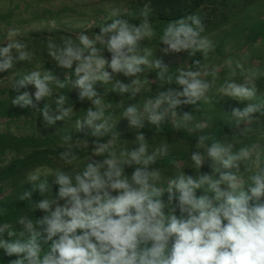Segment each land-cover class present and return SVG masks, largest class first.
<instances>
[{"label":"clouds","instance_id":"clouds-1","mask_svg":"<svg viewBox=\"0 0 264 264\" xmlns=\"http://www.w3.org/2000/svg\"><path fill=\"white\" fill-rule=\"evenodd\" d=\"M116 16L118 11L112 9L105 18ZM204 31L200 16L193 13L168 23L159 40L167 46L165 52L191 50L190 55L196 51L206 55L213 44L202 35ZM17 34L10 30L6 36L9 43L0 44V73L13 69L16 61L31 60L27 44L14 39ZM156 35L147 20L137 25L116 18L91 36L81 32L75 39L68 37L59 44L47 40L49 56L58 66L71 69L76 77L75 86L81 89L79 98H86L95 106V110L89 107L85 111L83 119L76 120L78 127L91 126L94 120L103 118L92 135H103L101 128L108 131L106 123L112 117L106 115V109L112 104L105 103L93 88L97 81L108 83L115 73L135 76L144 72L141 65L157 69L159 80L172 81L168 67L159 59L150 60L151 50L140 46L141 41ZM105 50L111 54L110 60L105 57ZM236 69L245 82L228 78L216 91L238 101H249L228 116L230 127L237 129L234 140L239 147L219 139L208 142L209 137L202 134L197 150L190 154L195 175L186 174L183 168L168 176L166 182L161 169L153 165L158 157L168 155V145L161 144L149 152L150 145L143 133L137 135V146L130 150L118 151L112 139L93 141L92 152L103 159L90 160L79 171H32L26 180L33 183L41 199L33 201L30 191L23 192L19 199L32 202V212L40 209L45 214L34 219L20 215L15 221L19 228L0 219V249L16 257L10 264H264V146L242 143L253 131L252 123L264 116V100L251 102L256 98L253 77L257 74L237 61L233 77ZM206 75L199 69L178 70L175 83L183 86L182 91L158 92L142 106L128 105L122 116L132 125L142 126L140 117L147 115L159 130L163 117L175 116L176 107L182 102L208 100L207 93L215 81L209 82ZM17 77V94L12 104L35 107L33 94L19 91L29 83L36 89V101L51 97V72L32 70L17 73ZM132 83L139 84L140 80ZM56 84L59 88L65 86L60 81ZM129 87L119 81L114 86L120 93L127 92ZM137 90L132 89L133 93ZM180 97L187 99L181 101ZM37 110L49 125L69 119L74 112L72 105L66 106L64 95L55 99L54 107L45 103ZM182 120L191 121L192 115L184 113ZM174 126H180V122H174ZM207 126V122L195 124L201 130ZM260 135L264 137V130ZM60 158L69 165L81 160L71 147L62 151ZM206 160L211 173L200 171ZM125 165H136L130 175L125 172ZM51 174L55 176L52 184L58 186L54 196L46 195L52 192L47 181ZM4 214L0 208V217Z\"/></svg>","mask_w":264,"mask_h":264},{"label":"rangeland","instance_id":"rangeland-1","mask_svg":"<svg viewBox=\"0 0 264 264\" xmlns=\"http://www.w3.org/2000/svg\"><path fill=\"white\" fill-rule=\"evenodd\" d=\"M141 2L143 3V0H0V44L7 45L9 43L6 38L8 32L15 30L18 34L14 39L25 42L27 51L31 55L30 61H16L13 69L0 73V87L9 88V85L16 80L17 73L32 70H38L42 73L51 72L54 77V80L49 82L50 87L53 89L52 95L59 94V87L56 82L62 76L63 79H67V86H65L75 94L74 96H77V101L85 104L87 109L91 107L95 110V106L89 100L79 98L81 89L75 86L76 77L72 75V70L58 66L56 61L49 56L47 40L51 39L59 44L68 37L75 39L81 32H86L91 36L99 33L102 26L111 23L112 19L116 18L137 25L147 20L155 28L157 35L152 39L141 41L140 46L151 50L150 60L159 59L162 64L168 67V74L172 76L173 80L171 82L161 81L157 78V75L151 73L155 68L141 65L144 72L137 73L135 76L115 73L112 74V78L108 83L101 81L94 83L93 88L102 97L103 101L112 104L111 108L106 109V115L109 114L108 112H112V119L106 123L108 132L112 130V133L109 132L110 137H117L118 134L125 131L138 135L137 132L141 126L132 125L128 118L122 116L124 108L130 104L142 106L146 99L154 98L161 91L168 89L182 91L183 86L175 83V76L178 74V70L191 68L207 73L204 78L209 82L215 81V86L207 93L208 100L205 101L201 98L195 104L182 102L176 107L175 116L165 115L162 121L170 122L173 125L171 126L180 132L199 133L209 129L210 134L215 136L217 133L222 132L219 138L220 141L235 143L236 147H239V143L234 140L237 129L230 127L228 116L231 115L234 108L243 109L249 101H238L217 92L216 89L223 80L228 78L235 79L238 83L245 82L239 69H236L234 77L231 75L235 63L239 61L245 69L257 74L253 77L256 98L251 102L264 100V0H253L246 6L232 7L233 11L228 14L231 19L228 22L203 34L213 44L206 55L200 51L190 55L191 50L163 51L167 46L159 40V34L166 24L159 23L154 17L148 15L150 10L137 11L134 5ZM112 9L118 11V16L106 19L105 17ZM53 20L56 22L55 24L50 23ZM254 23L261 24L262 28L257 30L255 25L253 28ZM217 45L220 49L216 48ZM104 55L110 60L111 54L107 50H105ZM13 59L15 60L14 50ZM230 61L231 63H229ZM74 67L75 64L73 69ZM171 68H174V72ZM107 70L110 73L112 72L111 68H107ZM136 79L140 80L139 84L132 83ZM117 81L129 85V90L120 93L118 88H114ZM134 88L138 90L133 93L132 89ZM35 91L36 89L33 86L31 89L33 97ZM173 95H175V92H173ZM180 99L184 101L187 98L180 97ZM184 113L192 115V120L183 121ZM71 115L69 119L62 120L61 127L71 130H83L85 128L94 130L96 125L104 122L102 118L94 120L91 126L83 124L78 127L76 120L83 119L86 112L77 119H73ZM14 121L10 125L12 132L16 134L26 133L25 130L16 126V124L21 123V119ZM5 122V118L0 116V128H3ZM149 122L147 115L140 117L142 126ZM174 122H180V126H174ZM197 122H207L208 126L202 130L197 129L195 127ZM251 127L253 131L242 143H256L259 146H264V137L260 135V131L264 130V116H260L258 120L254 121ZM224 128L228 129L225 131ZM101 131H105L104 128H101ZM118 137L120 136L118 135ZM174 139L176 140L173 141ZM147 142L150 145L149 152L158 148L161 144H167L168 149L180 147L189 152L186 157L180 158L171 167L161 169L162 178L165 182L168 176L183 168L186 174L195 175V170L190 166V154L191 151L197 150L198 140L191 141L188 137H184V139L174 137L163 138L160 141L150 139ZM174 142H179V144ZM199 150L202 151L203 149ZM203 169L206 173L212 172L209 161H205L200 170Z\"/></svg>","mask_w":264,"mask_h":264},{"label":"trees","instance_id":"trees-1","mask_svg":"<svg viewBox=\"0 0 264 264\" xmlns=\"http://www.w3.org/2000/svg\"><path fill=\"white\" fill-rule=\"evenodd\" d=\"M251 1L253 0H143V3L134 5V8L142 12L150 10L148 15L154 17L159 23L162 22L166 25L189 14H198L205 26L203 35L207 31L228 22L231 19V16L228 14L233 11L232 7L246 6ZM254 25L257 30L262 28L261 24L254 23L253 28ZM216 48L220 49L219 45ZM171 70L174 72V68H171ZM157 72V69L151 71L155 75ZM59 78V81L64 82V85L67 86V79H63L64 77L62 76ZM15 81L9 85V88L0 87V116L4 117L6 121L3 128H0V208L4 209L5 212L4 216L0 217V219L11 221L14 225L20 215H28L34 219L35 217L40 218L45 214L40 209L32 212L30 209L32 202L21 201L19 199V196L25 191L32 192L31 199L33 201L41 199L38 190L34 189L33 183L26 180L29 173L36 169L44 168L51 170L60 169L67 172L79 171L84 166V163L90 160L99 161L103 159V156H97L92 152V149L95 147L93 141L106 142L113 138L109 134V132L112 133V130L106 133L105 131H101V133H104L103 135L93 136L92 128L71 130L60 126L63 123L62 120H58L51 125L44 121L37 109L45 103L54 107L55 99L60 95L65 96L66 106L72 105L74 112L71 117L73 119H77L85 113L87 109L85 104L77 101V96H74L75 94L67 89L66 86L59 88L58 95H52L49 98L46 97L40 101H36L35 97H33L35 107L21 108L18 105L12 104L11 100L17 94L14 91ZM32 87V84H27L26 87L20 88L19 91H28L32 94ZM108 113L112 115L111 111ZM18 119H21V123L16 124V126L25 130L26 133L16 134L12 132L10 125L12 122H15L14 120ZM171 125L170 122L161 121L158 130L156 125L149 122L141 126L137 134L143 133L145 139H154L156 141L174 137H181L183 139L184 137H188L191 141H196L203 134L208 136V142H211L212 139H219L222 133H217L215 136L210 134L209 129L199 133L180 132ZM227 129L224 128L225 131ZM118 135V138L114 137L112 139L118 151L120 149L130 150L137 146V135L134 133L131 134L125 131ZM65 137H70V139L66 140ZM174 143L179 144V142ZM69 147L81 157V160L75 161L71 165L66 164L60 158V153ZM188 154L187 150L180 147L170 148L168 149V155L158 157L156 164L153 166L160 169L171 167L177 160L186 157ZM135 166L125 165V172L130 175ZM200 171L206 173L204 169ZM41 179H44V177H41ZM54 179V174L47 176L48 183L52 185V192L46 195L54 196L58 190V186L52 184ZM198 194L200 193L198 192ZM166 196L167 193L164 194L165 198ZM60 203L62 204L63 201H60ZM15 226L19 228V225ZM14 259H16L14 255H6L0 249V264H10Z\"/></svg>","mask_w":264,"mask_h":264}]
</instances>
